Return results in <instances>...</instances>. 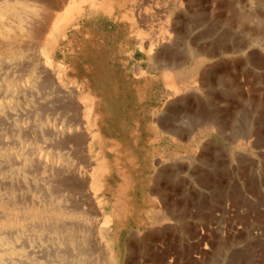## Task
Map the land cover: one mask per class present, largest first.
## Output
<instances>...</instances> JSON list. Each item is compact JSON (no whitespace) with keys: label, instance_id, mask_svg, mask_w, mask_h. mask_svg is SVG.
Masks as SVG:
<instances>
[{"label":"rangeland","instance_id":"obj_1","mask_svg":"<svg viewBox=\"0 0 264 264\" xmlns=\"http://www.w3.org/2000/svg\"><path fill=\"white\" fill-rule=\"evenodd\" d=\"M153 1L150 4L155 15L154 32L169 31L174 38L172 41L175 44L171 41L170 48L164 49L161 45L157 47L159 54L169 65H172L168 70L174 83H179L175 77L178 71L187 72L195 64L199 65L198 78H194L197 79L200 89L197 91L189 89L183 92L180 98L186 96L189 98V104L195 108L196 101L193 96L199 94L198 96L204 98V103L207 105L204 110L197 112L189 109L187 115L179 116V112L183 111L180 110L181 103L176 99L178 96L170 97L172 115L176 113L174 125L183 130L182 140H177L173 136L169 142L161 128L157 126V129H154L153 124L156 123V119L164 116L162 112L164 104L170 100L163 79L164 75L157 61L152 62L141 49L142 40L131 30V24L122 21L116 16L117 13L110 14L106 11L99 12V15L93 13L91 17L80 21L79 26L74 27L75 30L70 29L67 40L60 42L53 53L55 55L53 65L66 68L69 76L70 80H64L63 83L66 90L67 87L71 89L72 86L83 88L81 96L87 91H92L101 99L105 119L101 126L100 137L93 145L92 158L95 159L102 150L105 152L103 158L109 166L118 160L122 167L131 171L135 179L134 192L132 191L131 194L133 209L128 217V225L116 224L112 230L103 228L102 234L108 249L111 250L108 252V257L116 264H264V64L260 62L264 59V41L254 44L252 40L250 41L251 38L247 37L253 35L250 31L248 32V29L237 28L231 22H225L224 19L228 18L227 13L232 15L226 8L228 0H155V3ZM261 1L260 4L256 0L253 3L249 0H241V4L234 3L233 10H241V6L248 3L241 11L253 15L257 12L258 15L264 17L262 13L264 12V0ZM180 2L183 4L182 8H179L177 4ZM139 3L145 5L146 0H132L128 9L133 8L134 5L135 9L139 10ZM2 4L7 6V4ZM25 13L29 14V11L26 10ZM196 15L206 17L207 22L204 21L196 26L191 24V17ZM6 16L8 18L5 19V24L13 27L15 23L13 19H9L11 13H6ZM168 16L169 20L171 18L172 28L177 22L179 23L175 31L169 30L166 25ZM159 20L163 23H159ZM141 29V33L147 32L145 27L141 26ZM5 32L4 35L0 33V38H2L0 39V55L4 54L0 56V68L5 66L0 69V93H2L0 94L2 103H0V124L2 123L0 126V225L2 224L0 226V264H33L38 261H46L50 264H75L77 259H85V256L92 264H103L107 251L99 248L94 241L97 236L92 234V220L101 215L90 211L88 202H84V198L81 197L82 194L76 195V192L66 190L64 184L60 182L61 179L70 176L71 164L79 163L81 158L77 157H81V154H70L71 149L67 150L68 154L51 147L45 149L47 145L56 144L63 132H68L66 123L68 117H72L74 113L68 111L66 114L63 112L59 114L61 113L59 111L57 114L49 115L46 121L41 119L43 111L53 112V107L62 105L64 101L54 104L55 94L51 90L52 87L50 88L45 83L44 76L39 72L28 71L31 67L29 63L34 60L33 57L37 53L36 44L38 43L34 40L30 41L31 43L29 40H23L25 42L21 41V43L28 42L30 46L22 49L19 54H15L8 50L7 45L12 39L11 34L16 33V30L12 32L5 30ZM29 53L31 57L26 56L30 55ZM136 70L138 72L141 70L142 74ZM11 80L20 82L24 85L23 88L22 86L16 88L8 86ZM48 99L49 101H46ZM50 103L53 106L48 107ZM185 106H188V103ZM156 112L158 113L155 115ZM22 113L25 114V118L21 115ZM52 125L54 130L60 134L59 136L57 132L50 130ZM212 126L213 130L209 132L207 129ZM220 126L226 127L227 130H222ZM30 127H33L32 135L37 138V141L39 140L38 144L43 146L44 153L47 155L45 165L48 169L46 171L43 165L44 171L40 170L41 176L40 173L39 175L32 173V163L38 156L30 154L33 151L34 141L24 137ZM15 138L20 140V146L15 143L17 141ZM199 145L202 146L201 149ZM71 146L72 149L75 148L73 144ZM243 146H248V148L244 149ZM165 154L170 159L169 166L174 171L173 176L180 175L186 186L183 188L182 184H177L180 181L179 178L173 181L174 184L169 194L171 208L176 211L173 217L178 215L181 189H186L189 197L185 202L184 219L181 222L172 221L174 223H171V229L159 235L147 217L149 210L147 203L153 198L150 193L153 185L151 178L160 168L158 160ZM119 155L121 156L118 157ZM29 164L32 165L29 166ZM116 170L118 171L117 168H112L109 172L110 182L114 187L121 181V175ZM201 174L205 176V179L201 178ZM78 201L83 204L84 211L72 216L66 214L60 215L59 218V215L54 213L58 216L34 218L28 211L32 206L54 208V211H58L79 205ZM107 202L104 215H110L112 208V200L109 199ZM10 209L14 213L9 223L6 218L9 216L11 218ZM15 211L19 213V220L15 218ZM52 226L55 227L52 228ZM65 227H71L73 230ZM149 233L152 236L148 235Z\"/></svg>","mask_w":264,"mask_h":264},{"label":"bare ground","instance_id":"obj_2","mask_svg":"<svg viewBox=\"0 0 264 264\" xmlns=\"http://www.w3.org/2000/svg\"><path fill=\"white\" fill-rule=\"evenodd\" d=\"M134 1V0H133ZM139 1V0H138ZM142 1V0H141ZM146 0L145 5H142L143 3H139V10H136L134 5L133 8H129L128 9V5L132 4V0H120L119 2H117V0H0V33H2L3 35L6 33V31L8 32H12L14 30H16V33L11 34L12 39L9 42V44L7 45L8 50H11V52H14L15 54H19L20 51L22 49H24L25 47H29L30 45H28L27 43H23L25 41L23 40H29V42L32 40L36 41L38 44H36L38 46V50L36 55L33 57V61L30 62L29 64L31 65L30 68H28L29 72L32 73H38L40 75L44 76L45 79V83L47 85H49V87L51 86L53 90L54 95V99L53 101L54 104H56V102H60L64 101L62 105H55V107H53V112L49 111V112H44L42 113V117L41 119H47L49 118V115H54L57 114L59 111H61L62 114L63 113H67L68 111L74 113L72 117H68L67 123H66V127L68 132L65 133L63 132L61 135L57 132V130H54V126L52 125L50 130L53 132L55 131V133H58V136L60 138H58V142L56 144H51L50 142L48 143L50 146L47 145L46 148H52L54 150L57 149V151H65L67 154L69 153L67 150L70 151L71 149V153L70 154H81V157H77V158H81L80 162L76 164V162L73 164H71L72 168L70 170V176H68L65 179H61L60 182L61 184H64V187L70 190V192L74 193L76 195H81V197L84 198V202L87 201L89 204V209L93 214H98L101 215V217L96 218L93 221V231L92 234L94 236H97L94 241L96 242V244L99 246L100 249L107 251L106 255L103 258V264H116L115 262H113L110 257H108V252L111 251L110 249H108V245L107 242L102 234L103 228H106V230H112V227H114V225L116 226V224H118L120 226V224H127L128 221V217L132 214L131 209L132 205H133V197L131 198V194L132 191L135 187V179L132 176L131 171L127 170L126 168L122 167L120 165V163L118 162V160H116V162L114 164H112L111 166L108 165L106 159L103 158L104 156V151L101 150L100 153H98L95 159L92 158L93 155V145L94 143H96L100 137V132H101V126L103 124V121L105 119V115L103 114L102 111V103H101V99L99 97V95H97L96 93L92 92V91H87L86 93L83 94V96H81V89L83 88H74L73 86L71 87V89L67 90L63 87V83L64 80H70L67 75V71L66 68H62L61 66H54V56L53 53L56 49V47L58 46V44L60 42H63L65 40H67L68 38V33L70 31V29L72 30V28H76L77 25L80 23V21L87 19L89 17H91L92 15H94L93 13H97L99 15V12H103L106 11L110 14H114L117 13L119 18L122 19V21H124L125 23H130L131 24V30H133V32L136 33L137 37L139 36V38L142 40V44H141V49L147 54V56L150 58V60L152 62H154L155 60L157 61L162 73H163V79L164 82L167 86V91H168V96L169 99L165 104H164V108H163V117L162 118H157L156 119V123H154L153 127L156 130L157 126L158 128H161V130L166 134V136L168 137V141L171 142V140L173 139L172 137L174 136L175 139H179L182 140V136H183V130H181L180 128H177L174 125V120L176 119V113L175 115H172L173 111L171 109L172 105H171V98L174 96L178 102L181 103V109L183 112H179V116L180 115H187L186 113H188L189 109L193 110V111H201L202 109L204 110L205 107V103H204V98L200 97V96H193V98L195 97V101H196V107L193 108V105L189 104V98L183 97L180 98L181 94L183 92L188 91L189 89H192L193 91H197L200 89V85L197 82V79H195L194 77L198 78V72H197V68H198V64H195L193 68L189 69L187 72L181 70L178 71L176 73V79L179 80L178 84H175L172 80V75L171 73H169V67H171L172 65H169V63L164 60V58L159 54V52L157 50H159L158 45H161L164 49L165 48H170V43L172 41V39H174L172 37V33H170L169 31H158L159 33L154 32L153 27L155 25V15L152 11V5L150 3H152V0ZM250 2L254 0H249ZM258 1L257 3L260 2L261 4V0H256ZM148 2V3H147ZM155 3V0L153 1ZM226 2V1H225ZM224 2V3H225ZM249 2V3H250ZM7 4V6H3V4ZM163 3V2H162ZM171 3V2H170ZM184 3V1H183ZM234 3L241 4V0H228L226 3V8L228 10L229 13H231L232 15L230 16V14L227 13L228 18L224 19L225 22H231L232 25L237 26V28L242 27L244 29H248V32L250 31L252 36H247L249 37L248 39H250V41L252 40L253 43L255 44H259L260 41H264V17H262L261 15H258L257 12H255V14H251V13H247L246 11H241L243 9H245L246 5L248 4H243L241 6V10H233L234 9ZM175 4V3H174ZM178 6H180L179 8H182L183 4L182 2L177 3ZM164 5V4H163ZM155 7V5H153ZM157 6V5H156ZM170 6V4H169ZM240 6V5H239ZM249 6V5H248ZM253 6V5H252ZM7 7L9 9H7ZM174 7V6H173ZM158 7H156L157 9ZM30 9V10H29ZM164 9V8H161ZM236 9V8H235ZM253 9V8H252ZM264 9V8H263ZM28 10L29 14L25 13V11ZM153 10H155L153 8ZM165 10V9H164ZM226 10V12H227ZM257 10V9H256ZM169 11V10H168ZM172 11V10H171ZM258 11V10H257ZM178 12V11H177ZM6 13H11V16L9 19H13L15 25H13V27H10L8 25L5 24V19L8 18L6 16ZM189 13V11H188ZM202 13V12H200ZM264 13V12H262ZM156 14V13H155ZM161 14V13H160ZM164 14V13H163ZM162 14V16H163ZM171 14V13H170ZM209 14V13H208ZM169 15V14H168ZM263 15V14H262ZM166 16V15H165ZM171 16V15H169ZM169 16L167 17L166 20V25L167 27H169V30L171 29V31H175V28L179 25V23L177 22L174 26V28H172L171 25V18L169 20ZM226 16V15H225ZM264 16V15H263ZM30 17V18H28ZM220 17V16H219ZM189 18V17H188ZM91 19V18H90ZM101 19V18H100ZM103 19V18H102ZM156 19H159L158 17H156ZM221 20V18H219ZM105 20V19H104ZM175 20V19H174ZM119 21V20H118ZM178 21V20H177ZM204 21L207 22V18L206 17H198L193 16L191 17V24L193 25H199L200 23H203ZM223 21V20H222ZM114 22V21H113ZM161 22V20H159V23ZM184 22V21H183ZM214 22V20H213ZM9 23V22H8ZM7 23V24H8ZM11 23V22H10ZM108 23V22H107ZM163 23V22H161ZM175 23V22H174ZM182 23V22H181ZM114 24V23H113ZM121 24V23H120ZM140 24V25H139ZM115 25V24H114ZM214 25V24H212ZM211 25V26H212ZM79 26V25H78ZM122 26V24H121ZM141 26L145 27L147 32L145 34L141 33L142 29ZM162 26V25H161ZM164 26V25H163ZM189 26V25H188ZM194 26V27H195ZM89 27V26H88ZM96 27V26H95ZM158 27V26H157ZM210 27V26H209ZM75 28L73 30H75ZM91 28V27H90ZM196 28V27H195ZM5 29V30H4ZM78 29V28H77ZM117 29V27H116ZM141 29V30H140ZM4 30V31H3ZM228 30V29H227ZM121 33V32H120ZM188 33V32H187ZM228 33V32H227ZM76 34V33H75ZM129 34V33H128ZM178 34V33H177ZM114 35V34H113ZM174 35V34H173ZM183 35V34H182ZM188 34H186L187 36ZM249 35V34H248ZM1 36V34H0ZM7 36V35H6ZM122 36V35H121ZM177 36V35H176ZM175 36V37H176ZM181 36V35H180ZM185 36V37H186ZM231 36V35H230ZM8 37V36H7ZM88 37V36H87ZM179 37V36H177ZM72 38V37H71ZM2 39V38H0ZM6 39V38H5ZM191 39V38H190ZM8 40V38H7ZM99 40V39H98ZM187 40V39H186ZM230 40V39H229ZM21 41H23L21 43ZM177 41V39H176ZM190 41V40H189ZM227 41V40H226ZM243 41V40H242ZM4 42V41H3ZM30 42V43H31ZM174 43V41H172ZM248 42V41H247ZM35 43V42H34ZM41 43V44H40ZM181 43V42H180ZM250 43V42H249ZM175 44V43H174ZM173 44V45H174ZM1 45V44H0ZM70 45V44H69ZM93 45V43H92ZM133 45V44H132ZM218 45V44H217ZM235 45V44H234ZM236 46V45H235ZM260 46V45H259ZM263 46V45H262ZM84 47V46H83ZM5 48V47H4ZM129 48V47H128ZM190 48V46H189ZM226 48V47H225ZM247 48V47H246ZM249 48V47H248ZM1 49V48H0ZM16 49V50H15ZM82 49V48H81ZM3 50V48H2ZM18 50V52H17ZM60 50V49H59ZM140 50V51H142ZM161 50V49H160ZM174 50V49H173ZM236 50V49H234ZM245 50V49H244ZM264 50V49H263ZM137 51V50H136ZM170 50H168L169 52ZM191 51V50H190ZM199 51V50H198ZM243 50H241L242 52ZM258 51V50H257ZM5 52V51H4ZM10 52V53H11ZM17 52V53H16ZM30 52V51H29ZM33 52V51H32ZM200 52V51H199ZM226 52V51H225ZM3 53V52H2ZM7 53V52H6ZM80 53V52H79ZM161 53V52H160ZM192 53V52H191ZM195 53V52H194ZM8 54V53H7ZM30 54V53H29ZM33 54V53H32ZM112 54V53H111ZM193 54V53H192ZM191 54V55H192ZM197 54V53H196ZM200 54V53H199ZM237 54H238V50H237ZM248 54V52H247ZM261 54V53H260ZM4 55V54H1ZM0 55V56H1ZM34 55V54H33ZM57 55V54H56ZM59 55V54H58ZM67 55V54H66ZM173 55V54H172ZM263 55V54H262ZM6 56V55H5ZM26 56H30V55H26ZM79 56V54L77 55ZM22 57V56H21ZM27 57V58H28ZM36 57V58H35ZM168 57V55H167ZM184 57V56H183ZM201 57V56H200ZM207 57V56H206ZM261 57V56H260ZM8 58V57H7ZM139 58V57H137ZM179 58V57H178ZM193 58V57H192ZM16 59V58H15ZM32 59V58H31ZM78 59V58H77ZM202 59V58H201ZM204 59V58H203ZM260 59V58H258ZM17 60V59H16ZM20 60V59H19ZM29 61V59H26ZM85 60V59H83ZM196 60V58H195ZM206 60V59H205ZM68 61V60H67ZM93 61V60H92ZM143 61V60H142ZM169 61V60H168ZM4 62V61H3ZM14 62V61H13ZM16 62V61H15ZM27 64V61H25ZM172 62V61H171ZM180 62V61H179ZM178 62V63H179ZM262 63V65L264 64V59H262L260 61ZM6 63V62H5ZM10 63V62H9ZM19 63V62H18ZM17 63V64H18ZM63 63V62H62ZM86 63V62H85ZM198 63V62H197ZM110 64V63H109ZM152 64V63H151ZM154 64V63H153ZM173 64V63H172ZM16 65V64H15ZM23 65V64H22ZM21 65V66H22ZM140 65V64H139ZM193 65V64H192ZM75 66V65H74ZM129 66V65H128ZM149 66V65H148ZM156 66V65H155ZM177 65H175L176 67ZM264 66V65H263ZM5 67V66H4ZM3 67V68H4ZM20 67V66H19ZM24 67V66H22ZM26 67V66H25ZM116 67V66H115ZM150 67V66H149ZM157 67V66H156ZM174 67V68H175ZM262 67V66H261ZM0 68V69H3ZM17 68V67H16ZM84 68V67H82ZM139 68V67H138ZM177 68V67H176ZM180 68V67H179ZM260 68V67H259ZM11 69V68H10ZM9 69V70H10ZM21 69V68H20ZM132 70V69H131ZM25 71V70H24ZM137 71V70H136ZM145 71V70H144ZM13 72V71H12ZM28 72V73H29ZM87 72V71H86ZM138 72V71H137ZM141 74V70L139 71ZM138 72V73H139ZM172 72V71H171ZM15 73V72H14ZM129 73V72H128ZM137 73V74H138ZM6 74V73H5ZM31 74V73H30ZM4 75V74H3ZM27 75V74H26ZM135 75V74H133ZM159 75V74H158ZM20 76V74H19ZM39 76V75H38ZM75 76V75H74ZM86 76V75H85ZM136 76V75H135ZM22 77V76H21ZM26 77V76H24ZM84 77V76H83ZM174 77V76H173ZM28 78V77H27ZM74 78V77H73ZM76 78V76H75ZM193 78V79H192ZM26 79V78H25ZM36 79V78H35ZM43 79V77H42ZM77 79V78H76ZM91 79V78H90ZM93 79V78H92ZM137 79V78H136ZM192 79V80H191ZM73 80V79H72ZM162 80V79H161ZM160 80V81H161ZM175 80V79H174ZM13 80L8 82V86H12L13 88H16L17 86H23L20 82L16 81V82H12ZM25 81V80H24ZM40 81V79H39ZM185 81V83L183 82ZM208 81V80H207ZM23 82V81H22ZM29 82V81H28ZM203 82V81H202ZM67 83V82H66ZM71 83V82H70ZM25 84V83H24ZM77 84V83H76ZM7 85V84H6ZM33 85V84H32ZM44 85V84H43ZM27 86V84H26ZM25 86V87H26ZM263 86V85H262ZM41 87V86H40ZM50 87V88H51ZM159 87V86H158ZM261 87V86H260ZM43 88V87H42ZM41 88V89H42ZM95 88V87H94ZM163 88H165L163 86ZM262 88V87H261ZM6 89V88H5ZM8 89V88H7ZM19 89V88H18ZM47 89V88H46ZM49 89V88H48ZM88 89V88H87ZM138 89V88H137ZM160 89V88H159ZM16 90V89H15ZM24 90V89H23ZM28 90V89H27ZM45 90V89H44ZM5 91V90H4ZM10 91V90H9ZM20 91V90H19ZM31 91V90H30ZM95 91V90H94ZM16 92V91H15ZM38 92V91H37ZM35 92V93H37ZM44 92V91H43ZM85 92V91H84ZM5 93V92H4ZM25 93V91H24ZM27 93V91H26ZM165 93V92H164ZM193 93V92H192ZM201 93V92H200ZM2 94V93H0ZM11 94V93H10ZM19 94V93H18ZM31 94V93H30ZM29 94V95H30ZM38 94V93H37ZM184 94V93H183ZM6 95V94H5ZM138 95V94H137ZM186 95V93H185ZM203 95V94H202ZM15 96V95H14ZM144 96V95H143ZM1 97V96H0ZM5 97V96H4ZM171 97V98H170ZM7 98V97H6ZM19 98V97H18ZM22 98H24L22 96ZM153 98V96H152ZM21 99V98H20ZM33 99V98H32ZM168 99V98H167ZM5 100V99H4ZM12 100V99H11ZM17 100V99H16ZM28 100V99H27ZM43 100V99H42ZM250 100V99H249ZM20 101V100H19ZM46 101H49L46 100ZM52 101V102H53ZM51 102V101H50ZM51 102V103H52ZM165 101H163L164 103ZM1 103V102H0ZM29 103V102H28ZM33 103V102H31ZM50 103V104H51ZM59 103V104H60ZM188 103V106H185V104ZM257 103V102H256ZM2 104V103H1ZM34 104V103H33ZM22 105V104H21ZM34 106V105H33ZM32 106V108H33ZM53 106V104L48 105V107ZM207 106V105H206ZM18 107V106H17ZM38 107V106H37ZM9 108V107H8ZM8 110V109H7ZM25 110V109H24ZM30 110V109H29ZM49 110V108L47 109ZM148 110V109H147ZM156 110V109H155ZM154 110V111H155ZM16 111V110H15ZM31 111V110H30ZM261 111V110H260ZM29 112V111H28ZM150 112V111H149ZM196 112V113H197ZM204 112V111H203ZM4 113V112H3ZM9 113V112H8ZM38 113V112H37ZM158 112L155 113V115ZM205 113V112H204ZM28 114V113H27ZM39 114V113H38ZM151 114V113H150ZM162 114V113H161ZM261 114V113H260ZM18 115V114H17ZM23 115V117L25 116V114H21ZM71 115V114H69ZM194 115V114H193ZM224 115V114H223ZM262 115V114H261ZM11 116V115H10ZM13 116V115H12ZM20 116V115H19ZM29 116V115H28ZM63 116V115H61ZM68 116V115H67ZM198 116V115H197ZM181 117H185V116H181ZM188 117V116H187ZM186 117V118H187ZM227 117V115L225 116V118ZM232 117V116H231ZM6 118V117H5ZM8 118V117H7ZM16 118V117H15ZM25 118V117H24ZM22 118V119H24ZM32 118V117H31ZM38 118V117H36ZM1 119V118H0ZM18 119V118H17ZM57 119V118H56ZM61 119V118H60ZM178 119V118H177ZM195 119V118H194ZM4 120V119H2ZM1 120V121H2ZM19 120V119H18ZM12 121V120H11ZM41 121V120H40ZM39 121V124H40ZM46 121V120H45ZM120 121V120H119ZM155 121V120H154ZM221 120H219L220 122ZM3 122V121H2ZM7 122V121H6ZM28 122V121H27ZM44 122V121H43ZM55 122V120H54ZM63 122V121H62ZM121 122V121H120ZM206 122V121H205ZM215 122V121H214ZM5 123V122H4ZM47 123V122H46ZM2 124V123H1ZM0 124V126H1ZM10 124V122H9ZM35 124V123H34ZM63 124V123H62ZM200 124V123H198ZM212 124V123H211ZM37 125V124H36ZM49 125V124H48ZM65 125V124H64ZM29 126V125H28ZM58 126V125H57ZM180 126V125H178ZM8 127V126H7ZM13 127V126H12ZM15 127V126H14ZM47 127V126H45ZM50 127V125L48 126ZM199 127V126H198ZM39 128V127H38ZM41 128V126H40ZM116 128V127H115ZM220 128L222 130H227L226 127L224 126H220ZM219 128V129H220ZM3 129V128H2ZM36 129V128H35ZM46 129V128H45ZM48 129V128H47ZM46 129V130H47ZM63 129V128H62ZM105 129V128H104ZM107 129V128H106ZM105 129V130H106ZM117 129V128H116ZM143 129V128H142ZM150 129V128H149ZM202 129V128H200ZM218 129V130H219ZM7 130V129H6ZM11 130V128H10ZM33 127L29 128V131L27 129V131L25 132L26 135H24V137L30 138L34 141V147H33V151L30 152V154L33 156H38L37 159L33 164V174L40 173V170L43 169V165H45L47 163V159H46V154L44 153V149L43 146L40 145V143L38 144L39 140L37 141V138H35L34 135H32L33 132ZM45 130V131H46ZM60 130V129H59ZM209 132L213 130V126L209 127L207 129ZM205 130V131H207ZM215 130V129H214ZM40 132V130H38ZM50 131V134H51ZM130 131V130H129ZM198 131V130H197ZM6 132V131H5ZM36 132V130H35ZM158 132V131H157ZM251 132V131H249ZM43 133V132H42ZM41 133V134H42ZM129 133V132H128ZM155 133V132H154ZM194 133V132H193ZM201 133V132H200ZM12 134V133H11ZM14 134V133H13ZM38 134V133H36ZM49 134V135H50ZM107 134V133H106ZM103 134V135H106ZM39 135V134H38ZM43 135V134H42ZM46 135V134H45ZM112 135V134H111ZM164 135V134H163ZM169 135V136H168ZM250 135V134H249ZM129 136V134H128ZM191 136V135H189ZM248 136V133H247ZM10 137V136H8ZM12 137V136H11ZM39 137V136H38ZM107 137V136H106ZM134 137V136H133ZM255 137V136H254ZM258 137V136H257ZM45 138V137H44ZM51 138V137H50ZM172 138V139H171ZM16 139V138H15ZM53 139V137H52ZM51 139V140H52ZM109 139V138H108ZM166 139V138H165ZM202 139V138H201ZM17 140V139H16ZM41 140V138H40ZM46 140V139H45ZM50 140V141H51ZM167 140V139H166ZM186 140V139H185ZM191 140H195V139H191ZM190 140V141H191ZM250 140V139H248ZM20 140L18 139L15 143L20 146L21 143L19 142ZM105 141V140H104ZM203 141V140H202ZM7 142V141H6ZM45 143H47L45 141ZM104 143V142H103ZM109 143V142H108ZM115 143V142H114ZM173 143V142H172ZM75 147L72 149V145ZM102 144V143H101ZM32 145V143H31ZM119 145V144H118ZM155 145V144H154ZM198 145V144H197ZM10 146V145H9ZM13 146V145H11ZM16 146V147H18ZM28 147V146H27ZM80 149H77V148ZM104 147V146H103ZM116 147V146H115ZM195 147V146H194ZM200 149L202 148L201 145L198 146ZM4 148V147H3ZM105 148V147H104ZM203 148H205V146H203ZM244 149H247L248 146H243ZM251 148V147H250ZM18 149V148H17ZM30 149V148H29ZM114 149V148H113ZM7 150V149H6ZM105 150V149H104ZM23 151V150H20ZM6 152V151H5ZM50 152V151H49ZM156 152V151H155ZM12 153V152H11ZM10 153V154H11ZM28 153V152H27ZM47 153V152H46ZM58 153V152H56ZM63 153V154H66ZM142 153V152H141ZM205 153V152H204ZM3 154V153H2ZM8 154V152H7ZM6 154V156H7ZM18 154V152H17ZM20 154H22V152H20ZM24 154V153H23ZM113 154V153H112ZM50 155V154H49ZM78 155V154H77ZM75 155V156H77ZM107 155V154H106ZM122 155V154H121ZM121 155H119L118 157H120ZM126 155V154H125ZM145 155V154H144ZM15 156V155H14ZM22 156V155H21ZM108 156V155H107ZM130 156V155H129ZM69 157V156H68ZM109 157V156H108ZM9 158V157H8ZM7 158V160H8ZM107 158V157H106ZM169 157L165 154L163 155L158 161L160 163V168L158 169V171L156 170V174L153 178H151V181L153 182V185L151 186V190L150 193L153 196V198L149 199V203L148 207L149 210L147 212V217L149 218V220H151V224L154 227V230H156L157 234L160 235L161 232H165L166 230H170V225L171 223H174L172 221H182L184 219L185 216V202H186V198L189 197V194L187 193L186 189H181L182 193L180 196V203L178 205V215L173 217V214L175 215V212L171 206V202L169 201V194L171 191V186L172 184H174V180L179 178V182L177 183L178 185H183V188H186V186L184 185V183L182 182V177L180 175H177V177L173 176V172L169 166V161L170 159H168ZM181 158V157H179ZM196 158V157H195ZM194 158V159H195ZM101 159V160H100ZM126 159V158H125ZM124 159V160H125ZM128 159V158H127ZM132 159V158H131ZM191 159V158H190ZM203 159V158H202ZM11 160V159H10ZM13 160V159H12ZM16 160V159H15ZM23 160V159H22ZM134 160V159H133ZM155 160V159H154ZM176 160V158H175ZM198 160V159H197ZM200 160V159H199ZM18 161V159H17ZM146 161V160H145ZM196 161V160H195ZM20 162V161H19ZM18 162V163H19ZM59 162V161H58ZM135 162V161H134ZM189 162V161H188ZM4 164V163H3ZM2 164V165H3ZM10 164V163H9ZM32 164H29L32 165ZM134 164V163H133ZM153 164V163H152ZM183 164V163H182ZM192 164V161H191ZM6 165V164H5ZM23 165V163H22ZM26 165V164H25ZM28 165V164H27ZM171 165V164H170ZM180 165V164H179ZM195 165V164H194ZM218 165V164H217ZM1 166V165H0ZM45 165V169H46ZM67 166V165H66ZM130 166V165H129ZM132 166V165H131ZM191 166V165H190ZM65 167V166H64ZM6 168V167H5ZM3 168V169H5ZM19 168V167H18ZM67 168V167H66ZM112 168H117L120 175H121V181L120 183H118L116 185V187H114L111 182H110V176H109V172L111 171ZM138 168V167H137ZM136 168V169H137ZM191 168V167H190ZM1 169V168H0ZM48 169V168H47ZM46 169V171H47ZM189 169V168H188ZM199 169V168H198ZM9 170V169H7ZM20 170V169H18ZM179 170V168H178ZM183 170V169H182ZM190 170V169H189ZM15 171V170H14ZM44 171V169H43ZM117 171V170H116ZM117 171V172H118ZM196 171V170H195ZM21 172V171H19ZM181 172V171H180ZM30 173V172H29ZM62 173V172H61ZM66 173V172H65ZM114 173V172H113ZM190 173V172H189ZM202 173V172H201ZM31 174V173H30ZM59 174V172H58ZM184 174V173H183ZM199 174V173H198ZM207 174V173H206ZM15 175V173H14ZM118 175V174H117ZM154 175V174H153ZM152 175V176H153ZM185 175V174H184ZM183 175V176H184ZM190 175V174H189ZM202 175V174H201ZM41 176V173H40ZM60 176V175H58ZM136 176V175H135ZM11 177V176H9ZM52 177V176H51ZM140 177V175L138 176ZM185 177V176H184ZM12 178V177H11ZM23 178V177H22ZM63 178V177H62ZM143 178V177H142ZM198 178V177H197ZM202 179H205V176L202 175L201 177ZM10 179V178H9ZM21 179V178H20ZM192 179V178H191ZM207 179V178H206ZM28 180V179H27ZM32 180V179H31ZM146 180V179H145ZM10 181V180H9ZM12 181V180H11ZM141 181V180H140ZM176 181V180H175ZM16 182V181H15ZM11 183V182H10ZM13 183V182H12ZM200 183V182H199ZM207 183V182H206ZM7 184V183H6ZM16 184V183H15ZM176 184V183H175ZM188 184V183H187ZM204 184V183H203ZM14 185V184H13ZM196 185V184H195ZM194 185V186H195ZM4 186V185H3ZM6 186V185H5ZM11 186V185H10ZM45 186V185H44ZM147 186V185H146ZM174 186V185H173ZM182 187V186H180ZM196 187V186H195ZM198 187V186H197ZM6 188V187H5ZM64 188V189H65ZM8 189V188H7ZM11 189V188H10ZM188 190V189H187ZM1 191V190H0ZM146 191V190H145ZM144 191V192H145ZM202 191V190H201ZM240 191V190H239ZM134 192V191H133ZM200 192V191H199ZM241 192V191H240ZM10 193V192H9ZM172 193V192H171ZM74 194V195H75ZM202 195V194H201ZM178 198V197H177ZM13 199V198H12ZM80 199V198H79ZM112 200V208H111V212L110 215H104V209L106 208L107 204H108V200ZM198 199V198H197ZM32 201V200H30ZM194 201V200H193ZM201 201V200H200ZM12 202V201H11ZM19 202V201H18ZM27 202V201H26ZM25 202V203H26ZM83 202V203H84ZM107 202V203H106ZM7 203V202H6ZM30 203V202H29ZM79 203V201H78ZM12 204V203H10ZM32 204V203H30ZM175 204V203H174ZM200 204V203H199ZM4 205V204H3ZM17 205V204H16ZM15 205V206H16ZM14 206V207H15ZM26 206V205H25ZM12 207V206H11ZM28 207V206H27ZM4 208V207H3ZM25 208V207H24ZM14 209V208H13ZM21 209V208H20ZM23 209V208H22ZM26 209V208H25ZM46 209V208H39V207H35L32 206V208H29V213L30 215H32L34 218L35 217H54V213L63 216V215H74V214H81L84 211V206L82 203H79V205H75L72 206L71 208H67V209H59L58 211H54L53 209ZM201 209V208H200ZM199 209V210H200ZM11 210V209H10ZM88 210V209H87ZM138 210V209H137ZM198 210V208H197ZM26 211V210H25ZM51 211H53L51 213ZM19 212V211H18ZM139 212V211H138ZM137 212V213H138ZM141 212V211H140ZM139 212V213H140ZM8 213V211H7ZM14 212H12V210L10 211L11 218L9 216V218H6V221H8L9 223L12 221V214ZM16 213V211H15ZM22 213V212H21ZM20 213V214H21ZM89 213V212H88ZM25 214V213H24ZM142 214V213H141ZM198 214V213H197ZM26 215V214H25ZM24 215V216H25ZM55 215V216H58ZM92 215V214H91ZM146 215V214H145ZM78 216V215H77ZM81 217V215H79ZM138 216V215H137ZM74 217V216H73ZM89 217V216H88ZM15 218L17 220H19V213H16ZM83 218V217H82ZM139 218V217H138ZM8 219V220H7ZM28 219V218H27ZM57 219V217L55 218ZM85 220V218H83ZM201 219V218H200ZM62 220V219H61ZM132 220V219H131ZM130 220V221H131ZM4 221V220H3ZM24 221V220H23ZM48 222V220H47ZM65 222V221H64ZM89 222V221H88ZM136 222V221H135ZM14 223V221H13ZM24 223V222H23ZM60 223V222H59ZM85 223V222H84ZM91 223V222H90ZM140 223V222H139ZM197 223V222H196ZM16 224V223H15ZM20 224V223H19ZM138 224V223H137ZM200 224V223H199ZM57 225V224H56ZM128 225V224H127ZM2 226V224L0 225ZM15 226V225H13ZM88 226V225H87ZM177 226V225H176ZM201 226V225H200ZM204 226V225H203ZM9 227V226H8ZM12 227V226H11ZM10 227V228H11ZM50 227V226H49ZM55 226H52V228ZM79 227V226H77ZM175 227V226H174ZM1 228V227H0ZM17 228V227H16ZM24 227H22L23 229ZM43 228V227H42ZM66 229H72L71 227H65ZM83 228V227H82ZM147 228V227H146ZM199 228V227H198ZM3 229V228H2ZM48 229V227L46 228ZM122 229V228H121ZM173 229V228H172ZM55 230V229H54ZM65 230V229H64ZM88 230V229H87ZM105 230V231H106ZM146 230V229H145ZM77 231V230H76ZM84 231V229H83ZM186 231V230H185ZM59 232V230H58ZM61 232V230H60ZM146 232V231H145ZM155 232V234H156ZM179 232V231H178ZM52 233V231H51ZM79 233V232H78ZM185 233V232H184ZM64 234V233H63ZM74 234V233H73ZM76 234V233H75ZM145 235V234H144ZM148 235L152 236L151 233H149ZM162 235V234H161ZM164 235V233H163ZM162 235V236H163ZM177 235V234H176ZM181 235V234H180ZM86 237V236H85ZM84 237V238H85ZM7 238V237H6ZM89 238V237H88ZM3 239V238H2ZM162 239V238H161ZM4 240V239H3ZM24 240V239H23ZM41 240V239H40ZM146 240V239H145ZM150 240V239H149ZM163 240V239H162ZM170 240V239H169ZM151 241V240H150ZM70 242V241H69ZM78 242V241H77ZM84 242V241H83ZM93 242V241H91ZM161 241H159L160 243ZM167 242V241H166ZM165 242V243H166ZM218 242V241H217ZM8 243V242H7ZM89 243V242H88ZM172 244V243H171ZM79 245V244H77ZM96 245V246H97ZM146 245V244H145ZM160 245V244H159ZM97 246V247H98ZM184 246V245H183ZM90 247V246H89ZM92 248V246H91ZM90 248V249H91ZM163 248V246L161 247ZM178 248V246H177ZM74 249V248H73ZM82 249V248H81ZM169 249V248H168ZM71 250V249H70ZM86 250V249H85ZM161 250V249H160ZM8 251V250H7ZM67 251V250H66ZM69 251V250H68ZM94 251V250H93ZM178 251V250H177ZM46 252V251H45ZM81 252V250H80ZM91 252V251H90ZM164 252V251H162ZM166 252H168V250H166ZM182 252V251H180ZM58 253V252H57ZM82 253V252H81ZM183 253V252H182ZM187 253V252H186ZM53 254V253H52ZM68 254V253H67ZM70 254V253H69ZM86 254V253H85ZM88 254V253H87ZM173 254V253H172ZM66 255V253L64 254ZM104 255V254H103ZM120 255V254H118ZM70 256V255H69ZM81 256V255H80ZM79 256V257H80ZM94 256V255H93ZM92 256V257H93ZM164 256V254H163ZM182 256V254H181ZM180 256V257H181ZM30 257V256H29ZM55 257V256H54ZM73 257V256H72ZM115 257V256H114ZM120 257V256H119ZM151 258V257H150ZM164 258V257H163ZM77 259V258H76ZM47 260V259H46ZM54 261V260H53ZM65 262V261H64ZM72 262V261H71ZM120 262V261H119ZM180 262V261H179ZM68 263V262H67ZM33 264H50L49 262L46 261H38V262H33ZM75 264H92V262L88 259H77V262Z\"/></svg>","mask_w":264,"mask_h":264}]
</instances>
